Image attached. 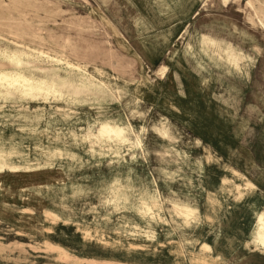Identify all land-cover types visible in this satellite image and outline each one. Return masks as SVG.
<instances>
[{"label":"rangeland","instance_id":"obj_1","mask_svg":"<svg viewBox=\"0 0 264 264\" xmlns=\"http://www.w3.org/2000/svg\"><path fill=\"white\" fill-rule=\"evenodd\" d=\"M181 11L0 0V264H264V0Z\"/></svg>","mask_w":264,"mask_h":264},{"label":"bare ground","instance_id":"obj_2","mask_svg":"<svg viewBox=\"0 0 264 264\" xmlns=\"http://www.w3.org/2000/svg\"><path fill=\"white\" fill-rule=\"evenodd\" d=\"M135 1H139V2L145 3V5H147L148 8L153 6V3H154V9L155 10H157L159 12L161 11V12L169 13V14H173L177 10L181 11V9L185 8L184 11H181V13L183 14L184 12L188 11V8L191 7V5L193 3H199V2H201L203 0H157V4L153 0H135ZM182 14H181V17H180V27L181 28L183 27V23H184V17H183ZM250 20L251 19H249L248 23L250 22ZM260 23L262 24V22H260ZM171 33H172V35L177 36L179 34V31H178V29H173V30H171ZM201 43H202V46L217 47L220 52L224 53V55H225V57H226L228 62L237 65V63L239 61V56L234 52L232 47H223V46L217 45L215 42L207 40V39H202ZM41 54H42V52H41ZM78 69L80 70L79 67H78ZM165 69H166V67H164L162 70L165 71ZM4 74H5V72L0 71V85L1 86L19 87V88H24V89H27V90H30V91L43 90V88H41V87L34 86L31 83V81L29 79H27L26 77H24L23 75H20V74H8L7 73L8 77H11L9 79ZM208 113H210V115H212L213 117H217L219 119L224 118V114H225L223 108H221L219 106H211ZM203 116L204 115L202 114V112H201V110L199 108V133L201 135H205V133L207 131L206 124H209V122H206V121L203 120ZM102 128L106 129V131H105V134L102 135V136L100 135V132H99V136H100L101 139L122 140L125 137L124 136V129H122L121 127H116V126H112V125H104V126L101 127V129ZM6 166H8L7 163L3 160L2 156L0 155V169L5 168ZM235 175H237V174H235ZM230 182H232V181H230ZM225 184H227V183H225ZM251 186H253V184H251ZM251 186H250V188H251ZM246 187H247V185H246ZM240 197H241V195H240ZM182 213H183L184 216L189 217L192 214V210L190 208H185L184 210H182ZM262 218H264V213L263 212L258 213L257 216H256L255 227H254L252 236H253L254 241L260 247L264 248V243L261 242L262 240H264V219H262ZM45 247H47V246H45ZM202 249H205V248H202ZM55 251H56V249H55ZM58 251H60V250L58 249ZM205 264H207V263H205Z\"/></svg>","mask_w":264,"mask_h":264},{"label":"snow or ice","instance_id":"obj_3","mask_svg":"<svg viewBox=\"0 0 264 264\" xmlns=\"http://www.w3.org/2000/svg\"><path fill=\"white\" fill-rule=\"evenodd\" d=\"M0 55H3V53H0ZM10 62H13V63H14V61H10ZM4 75H5L6 77H8V74H7V73H5ZM8 78L10 79L11 77H8ZM262 219H264V218H262ZM261 242L264 243V240H262Z\"/></svg>","mask_w":264,"mask_h":264},{"label":"clouds","instance_id":"obj_4","mask_svg":"<svg viewBox=\"0 0 264 264\" xmlns=\"http://www.w3.org/2000/svg\"><path fill=\"white\" fill-rule=\"evenodd\" d=\"M105 131H106V129L102 128V129L100 130V135H101V136L104 135V134H105Z\"/></svg>","mask_w":264,"mask_h":264}]
</instances>
